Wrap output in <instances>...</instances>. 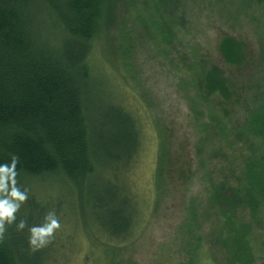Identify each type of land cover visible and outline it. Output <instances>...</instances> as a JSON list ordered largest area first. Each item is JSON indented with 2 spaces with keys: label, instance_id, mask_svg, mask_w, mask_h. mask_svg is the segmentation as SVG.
I'll use <instances>...</instances> for the list:
<instances>
[{
  "label": "rangeland",
  "instance_id": "rangeland-1",
  "mask_svg": "<svg viewBox=\"0 0 264 264\" xmlns=\"http://www.w3.org/2000/svg\"><path fill=\"white\" fill-rule=\"evenodd\" d=\"M261 10L258 0L119 3L116 21L104 24L90 58L88 105L100 150L94 175L81 187L60 174L16 178L28 194L19 214L34 215L39 226L54 212L60 223L43 247L56 258L52 264H85L87 258L116 264L115 257L117 264H240L222 245L234 233L229 221L244 226L252 264H264V194L255 211L240 209L230 220L213 206L214 187L225 180L230 188L243 186L250 157L264 158L262 138L253 144L240 137L264 88L257 90L251 67H233L220 52L231 34L259 54ZM211 66L236 84L222 108L199 93ZM121 110L132 119L130 134H137L130 157L111 145L112 118ZM163 145L169 164L162 163ZM32 203L41 208L27 206ZM115 225L128 229L119 242L111 239Z\"/></svg>",
  "mask_w": 264,
  "mask_h": 264
},
{
  "label": "trees",
  "instance_id": "trees-1",
  "mask_svg": "<svg viewBox=\"0 0 264 264\" xmlns=\"http://www.w3.org/2000/svg\"><path fill=\"white\" fill-rule=\"evenodd\" d=\"M121 1L0 0V164L10 163L15 155L16 178L60 174L70 184L81 187L94 175L100 150L93 136L88 105L93 79L90 58L104 24L116 21L115 12ZM258 1L264 14V0ZM261 26L259 54L231 34H225L220 43L221 56L227 64L251 67L252 76L257 75L260 82L259 92L264 88V18ZM235 85L218 67L211 66L204 71L199 93L207 103L222 108L234 97ZM255 102L245 130L239 133L247 143L249 137L253 144L257 138L264 140V91ZM122 112L119 117H111L116 127L111 145L116 152H126L130 157L137 134H130L126 123L132 119ZM166 147L163 145L160 151L165 158L163 164L170 160L166 159ZM250 160L253 165L246 164L243 186L230 188L225 180L214 187L213 206L228 220L236 218L235 212L240 209L250 207L255 211L264 194V166H260L264 158L252 155ZM27 206L41 208L34 203ZM15 216L16 220L11 225L6 223L0 234V264H52L56 258L48 256L43 247L33 250L29 244L30 228L40 220L19 211ZM21 220L25 227L18 230L16 225ZM228 223L234 233L222 245L240 264H252L244 226L239 227L235 221ZM115 227L111 239L119 242L124 238L119 233L123 229L127 233L128 229ZM199 241L200 238L197 244ZM117 245L111 240V249L116 253ZM200 247L203 245L198 246V251ZM88 260L85 264H89ZM115 260L117 264L119 258Z\"/></svg>",
  "mask_w": 264,
  "mask_h": 264
},
{
  "label": "clouds",
  "instance_id": "clouds-1",
  "mask_svg": "<svg viewBox=\"0 0 264 264\" xmlns=\"http://www.w3.org/2000/svg\"><path fill=\"white\" fill-rule=\"evenodd\" d=\"M17 162V157L13 155L10 163L0 164V234L3 233L6 223L11 225L16 220L15 214L28 198L27 190L22 191L16 186ZM16 227L18 230L24 229L25 221L21 220ZM59 227L56 214L49 212L42 225L30 228L31 248L37 250L47 245Z\"/></svg>",
  "mask_w": 264,
  "mask_h": 264
}]
</instances>
